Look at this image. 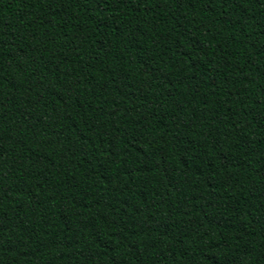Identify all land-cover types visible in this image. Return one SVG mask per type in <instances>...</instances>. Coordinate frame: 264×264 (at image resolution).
<instances>
[{
    "label": "trees",
    "instance_id": "1",
    "mask_svg": "<svg viewBox=\"0 0 264 264\" xmlns=\"http://www.w3.org/2000/svg\"><path fill=\"white\" fill-rule=\"evenodd\" d=\"M0 264H264V0H0Z\"/></svg>",
    "mask_w": 264,
    "mask_h": 264
}]
</instances>
